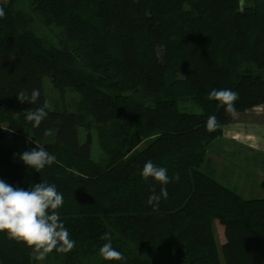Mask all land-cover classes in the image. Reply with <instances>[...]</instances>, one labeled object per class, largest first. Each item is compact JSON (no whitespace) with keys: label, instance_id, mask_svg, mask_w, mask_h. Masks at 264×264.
Returning a JSON list of instances; mask_svg holds the SVG:
<instances>
[{"label":"trees","instance_id":"16d2710c","mask_svg":"<svg viewBox=\"0 0 264 264\" xmlns=\"http://www.w3.org/2000/svg\"><path fill=\"white\" fill-rule=\"evenodd\" d=\"M0 7V180L25 190L54 184L76 242L47 254L45 264H264V198L245 200L219 184L210 160L236 116L264 108V0H0ZM44 78L78 101L72 112L46 108L33 127L26 111L47 104ZM33 89L36 104L17 99ZM213 89L239 94L235 115L208 99ZM185 103L198 114L182 112ZM213 115L221 127L209 132ZM88 117L104 163L91 159L89 134L78 141ZM34 148L55 163L39 173L26 167L19 155ZM148 161L170 178L158 207L148 199L161 185L142 177ZM215 222L224 229L221 246ZM104 234L124 260L99 255ZM34 255L0 233V264H36Z\"/></svg>","mask_w":264,"mask_h":264},{"label":"clouds","instance_id":"9594fccd","mask_svg":"<svg viewBox=\"0 0 264 264\" xmlns=\"http://www.w3.org/2000/svg\"><path fill=\"white\" fill-rule=\"evenodd\" d=\"M5 16L4 9L0 7V19ZM17 99L21 103L36 104L40 99L39 89H33L29 95L26 91H20ZM209 100L218 102V108H224L229 115L236 114L235 102L239 94L231 89H213L208 95ZM47 104L26 111V120L33 127H39L47 118ZM221 127L215 115L207 121V130L216 131ZM45 135H50L51 130H45ZM20 161L28 168L40 172L46 166H51L56 157L44 148H34L19 155ZM145 180L151 178L161 185L160 195L149 196L148 204L158 207L160 198H167L166 186L170 182L167 169L158 167L153 162L145 163L142 170ZM178 180L179 177H173ZM63 194L57 191L54 184L41 182L32 186L29 190L13 187L0 180V233H7L9 238L22 242L36 253L38 260H44L47 254L54 250L58 253H66L75 247L76 242L70 237L68 229L61 222L59 209L63 206ZM102 240L108 241L99 249V255L105 261H122L123 254L113 248L111 237L104 234Z\"/></svg>","mask_w":264,"mask_h":264},{"label":"rangeland","instance_id":"374dc122","mask_svg":"<svg viewBox=\"0 0 264 264\" xmlns=\"http://www.w3.org/2000/svg\"><path fill=\"white\" fill-rule=\"evenodd\" d=\"M44 95L48 105V110H59L72 112L74 110L75 102L78 101L76 92L71 89H64L60 93L56 92L48 78L43 79ZM179 109L182 112L198 114L197 108L190 103L180 104ZM264 112V110H263ZM249 116L242 118V116H236L241 118L239 123H259L264 122L260 120L255 121L252 111L248 112ZM261 114V113H260ZM88 117L85 122L90 125L89 128L84 126L77 129L79 143L86 141L87 134L90 136V156L94 162L104 163L107 160V156L101 151L95 127ZM248 124H242V127L238 129L236 135L237 141H240L242 146L244 144L251 145L253 142L259 140V146L264 148V131ZM228 141L231 142L229 139ZM147 146V142L142 143L138 147V151L143 150ZM214 153L218 154L211 156V161L214 162L216 172L215 180L219 184L225 185L232 192L242 197L245 200H253L264 198V151L247 149L253 151L248 152L246 148H239L234 145H230L226 142H217L215 144ZM255 154V155H254ZM254 155L252 158L251 156ZM215 239L217 246H221L225 243L224 229L217 222L214 223ZM36 264H45L44 260H38L36 253L34 255Z\"/></svg>","mask_w":264,"mask_h":264},{"label":"crops","instance_id":"0c3cea01","mask_svg":"<svg viewBox=\"0 0 264 264\" xmlns=\"http://www.w3.org/2000/svg\"><path fill=\"white\" fill-rule=\"evenodd\" d=\"M263 110H264V108H254V110L253 109L251 110L252 112H254V113H252V115L254 116L255 121L259 122L260 120L264 119ZM248 112L245 113V117L244 118L249 116V115H247V114H249ZM240 119L241 118L234 119V122H232V124H230L229 126H227L225 128L224 134H223V136H224L223 140L226 143H229L230 145L232 144V145L237 146V147H243V148H246V149H254V150L256 149V150L264 151V148H261V146H259V144H260L259 140H257L256 142H253V144H251V145L244 144L243 146L240 143V141L234 140V139H236V135L235 134H237L239 132L238 129H240L242 127V124H248V123H239ZM248 125L252 126L253 128L257 127L259 129H261L262 131H264V122H259V123L253 122V124L249 123ZM229 139L231 140V142L228 141Z\"/></svg>","mask_w":264,"mask_h":264}]
</instances>
